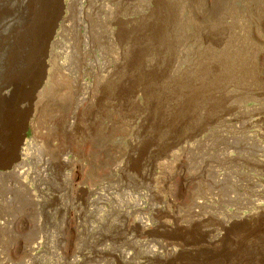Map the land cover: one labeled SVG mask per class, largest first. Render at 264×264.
Here are the masks:
<instances>
[{"label": "rangeland", "instance_id": "rangeland-1", "mask_svg": "<svg viewBox=\"0 0 264 264\" xmlns=\"http://www.w3.org/2000/svg\"><path fill=\"white\" fill-rule=\"evenodd\" d=\"M50 1L0 0V164L11 162L8 168L0 169V264H181L185 253L170 262L156 246V241L171 233L158 228L164 218L152 210L159 203L147 199L148 190L141 175L145 169L143 164L154 163L156 158L166 154L164 152L173 153L179 149L175 142L180 135L182 139L186 138L189 150L184 152L186 156L183 154L180 162L176 155L169 157L171 161L168 160L166 168L174 162L172 164H182L180 167L186 173H192L199 165L206 164L205 174L192 186V191L209 192L219 174V196L212 210L254 213L252 226L256 230L264 229V66L262 69L258 64V53L264 52V0H239L235 8L233 5L231 9L226 8L228 17L224 20V11L219 20L221 37L227 33L219 53L225 67V81H229L228 87L222 89L231 94L228 107L232 122L228 126H209L206 117L209 114L201 102L198 109H192L194 113L183 111L181 114L179 109V115L186 116L183 115L186 125L172 136L164 133L153 136L150 132L142 133L143 130L136 135L131 129L112 135L110 107L106 104L109 102V75H115L117 71L114 59L119 54L124 56L122 51L128 46L127 39L119 47L114 43V32L119 26L115 18L127 16L138 23L153 22L156 4L165 0H131L129 5L120 7L116 5L118 0H53L54 5ZM177 1L188 10L185 1L189 0ZM193 6L200 7L199 3ZM191 12L190 17L195 20L193 8ZM63 23L66 25L62 28ZM152 36L147 37V49H150L146 57L153 65L157 54L152 49ZM46 40L48 45L52 42V55L47 48L43 51ZM83 41L90 46L86 52L82 49V45L86 46ZM192 47L199 55L198 61L206 59L205 46L198 36ZM182 49L187 48L183 45ZM191 56H182L181 62L189 61ZM82 60L87 63L85 68ZM59 63L70 64L69 70L61 73ZM78 84H100L95 103L98 109L101 94L104 115H95V126L89 127L87 104L82 110L85 114L80 111L81 117H72L63 126L64 111H70L82 94L89 99L88 90L86 94L79 91L76 95ZM142 100L143 97L138 95L137 102ZM35 104H38L37 109ZM139 106L143 107V104ZM49 118L54 124V136L50 135L53 129ZM24 126L25 134L16 150L15 140ZM219 129L223 133L216 131ZM62 132L66 135V143ZM92 132L96 138L93 145ZM73 134H80L82 138L78 141L84 140V143L79 145L73 139L69 140ZM13 142L15 146H12ZM150 148H154L151 153ZM24 149L29 155H22L25 160L23 179L2 174L13 170L18 163V159L12 158L13 152L20 157V151ZM99 149L103 153L102 160L98 157ZM115 149L122 152L123 160H127L123 164H129L128 175L106 163L105 155ZM178 183L179 179H174L173 188L178 187ZM139 217H144L150 224L148 234L140 235L136 226L129 231L124 229L128 222H135ZM210 227L215 226L211 224ZM190 235L193 240L201 237L197 232ZM143 242L152 245L160 254L147 258V246ZM124 252L132 255L127 263L122 260Z\"/></svg>", "mask_w": 264, "mask_h": 264}, {"label": "bare ground", "instance_id": "bare-ground-1", "mask_svg": "<svg viewBox=\"0 0 264 264\" xmlns=\"http://www.w3.org/2000/svg\"><path fill=\"white\" fill-rule=\"evenodd\" d=\"M237 1L239 0H189V1H185L187 2L188 5V10L186 11L187 8L185 9L183 7L184 5L180 4L177 0L176 1L165 0V1H160L156 4V19H154L153 22L152 20L151 21L149 20L147 24H143L141 22L138 23L136 21L130 20L127 16H122V17L118 16L115 18L116 21H118L117 25L119 26H118V30L114 32L115 33L113 36L114 43L119 47L127 39L128 46L126 49L122 51L124 52V56H120L119 54V56H117L114 59V62L116 64L115 68H117L115 75L113 74L109 75L111 77V79H109V86L107 90L108 91L107 99L109 102L106 104H109L110 107L108 112H109V120L111 123L110 132L112 133V135H120L123 134L125 130L131 129V130H135V134L136 133L140 134V131L143 130L142 133L148 134L150 132L153 134V136L155 135L157 136L158 134H162V133H164L166 136H172L173 134H175V131H178L181 127H183V125H186L184 123L186 121L185 118L186 116L184 114L183 115L185 117L181 115L183 111H185V113L187 114L192 113L193 112L192 109L194 111L195 108L198 109V104H200L201 102L205 104V106H203L204 110L207 112V114H209V116L206 115L207 119H209V126L210 124L215 127L228 126L229 123L232 122L233 118L232 116H230V108L228 107L229 96L231 94H229L230 91L225 93L222 89L223 87L226 88L228 87L229 81H225V77H224L225 67L221 62V55L219 53L221 45L222 43H224L223 39L226 37L227 33L226 35L223 33L222 35L223 38L221 37L219 20L222 14L224 13V11L226 12V14H223L224 20L225 18L228 17L226 8L231 9L232 5L233 8H235ZM116 2H118L116 5L120 7L125 4H126L125 6L129 5L131 0H118ZM51 3L52 5H54L53 0ZM197 3H199L200 7L198 6L192 7V4H197ZM192 8L195 11V15H196L195 20H192L190 17V14L192 13L191 12ZM56 14H58V12ZM65 25L66 24L63 23L61 25L62 28ZM236 26L237 25H235V27ZM227 29L229 30V28ZM50 30L51 27L48 28V32ZM150 34L153 35L152 49L155 50L157 57L160 58L159 59L156 57L155 60L156 63L153 65L148 63L146 57L147 50L150 49L149 47H148L149 49H147L148 45L146 41H147V37ZM195 36H198L201 42L205 46V52L207 53L206 59L204 58L200 61L197 60V57L199 55L195 54L196 50H194L192 47L195 41ZM83 43H85L86 46H88L86 48V46L83 47L82 45V49L86 52V49H88L90 46L85 41H83ZM183 45L186 46L187 48L185 51L182 49ZM189 46L192 48H190ZM46 48L48 50H46ZM44 50L48 51L49 54L52 55L53 54L52 42L51 44L48 45V42L46 40L43 43V51ZM168 50L170 51L167 53ZM190 54L192 56L191 58H189L190 59L189 61L181 62V60L184 58L182 56H189ZM258 54L260 59V63L258 64H260V67L262 68L264 66V52H259ZM201 57L202 56H200V58ZM191 62L194 65H192ZM81 63L84 68L87 66V63L85 61L82 60ZM69 68H70V64H64V63L58 64V70L61 73H64L66 70H69ZM99 85L97 84L96 86L95 85L88 86L81 84L77 85L75 91L76 95H78L79 91H82L84 94H86V90H88L90 92V96L88 99L85 95L82 94L79 98H77V102L75 101L76 104H74V107L70 111L69 110L64 111L65 112L63 118L64 127H65V123L69 122L70 118L74 117L76 119L77 117L80 116V111L82 112V110L86 107V104L89 110V114H86L88 116V120H90L89 127L90 126L92 127L95 124L94 122L95 115L99 117L101 116L102 113L101 94L99 96V102L101 105L99 104L100 106L98 107V109L95 103V98L97 99L98 97L97 89ZM138 95H141L143 97L141 103L137 102ZM184 98H186L185 99L186 102H184L185 101ZM139 104H143V107L139 106ZM35 107L34 108L37 109L38 104L37 105L35 104ZM179 109L181 110L180 115L178 113ZM51 118H49V121L51 128L53 130L50 135L54 136L55 134L54 126H53L54 124L51 123L52 121ZM190 118L193 117L191 116ZM221 121H224L225 123L222 124ZM16 123H18V121ZM146 127L148 130L146 129ZM68 128L67 131H69ZM216 131L222 132L221 129ZM62 133H63V137L61 135L59 136H61L63 138V141L66 143L67 142L65 140L66 135L64 136V132ZM73 136L72 138L69 137V140L73 139V141H75L74 142L75 144L78 143L80 145V143L81 144L84 143V140L83 142L82 140L81 142L78 141V139L82 138L80 134L78 135L73 134ZM153 136L151 135V138H153ZM192 136L195 135L193 134ZM186 137H188V135H186ZM182 138L183 137L180 135L179 139H177L175 142L179 146V149H177L176 152L173 153L164 152L166 154L165 155L163 154V156L156 158V160H154V163H152V161L150 160H149L150 163L147 164L142 163L145 169L141 175L144 177V181H145L144 186L148 190L147 199L157 200L159 204H155V205L152 204L154 205L152 210L156 214H161L162 217L164 218V219H161L162 217L160 218L162 221L159 220L161 222L158 223L159 224L158 228H162L165 231H170L171 233L170 236H166L165 238H162V240L156 241L157 243L156 246L158 245V248L162 250L166 261H170V262L171 260H174L175 257H177V255H181L185 253L186 257H183L182 259L183 260L182 263L184 264H264V229L256 230L254 228L255 226H252L253 224L252 222L254 220L253 218L255 214L254 213L236 214L235 212H234L235 214H233L231 212H215L214 210H212V207L216 204V201L219 196L218 194L219 191L217 192L218 190L217 188L219 187V186L217 187V185L221 180L219 174L216 175L217 181L215 180L216 179L215 178L213 182V186L210 187L209 192L199 194V193H194L192 191V186L198 183L199 181H201L202 176L205 174L207 169L206 164L199 165L198 170L196 169V171H193L192 173H186V171H184V169L180 167V165L182 166V164H172L174 162L171 163L173 167L169 165L170 168H166L167 166L166 163L169 162L168 160H170L169 157H173L176 155L177 157H179L177 161L180 162V159L182 158L181 156H183L184 152L189 150V145L184 140L186 138L184 139ZM95 139H96L95 134H93L91 136L92 145L95 144ZM19 140L20 137L18 136L17 139L15 140L16 145ZM133 142H131V145H133ZM190 144L192 145L191 142ZM13 145L14 142L12 146ZM101 149H103V147ZM101 149L98 150V154H99L98 157L102 160L104 157ZM153 149L154 148H150L149 153H151ZM118 152L119 151H116L115 149L114 152H110L109 154L107 153V155H105L106 163L111 168H114L116 171L128 175L129 164L127 163L123 164L126 159L123 160L122 152L121 153ZM13 153H12L13 154L12 158L18 159V163L15 164L13 170L4 172L2 174H6L10 176L14 175L19 180H21L23 179V173H24L23 165L25 163V160L22 157V155L23 156L29 155V152H27L25 149L23 151H20V155H21L20 157H17V152H13ZM84 156L87 157L86 154H84ZM184 156L186 155L184 154ZM9 163L7 162V164H0V166L7 167ZM132 164H134V161ZM139 171L141 172L140 169ZM130 174H132V172ZM174 179L177 180L179 179L178 187L177 186L174 187L175 189L173 188ZM117 185H118L117 187H119V184ZM26 189L29 190L28 187ZM117 189L118 188H116V190ZM114 206H116V208H121L119 206L117 207V205ZM133 210L135 211L136 207ZM211 224H213L215 227L211 228L210 227ZM133 226L137 227L140 235L148 234L150 230V224L148 223L147 219H144V217H139V219L135 222L134 221L130 223L128 222L127 228L124 229L126 231H129L132 229ZM195 232L199 233V237L201 236L199 240L190 239L191 237L190 234H194ZM130 234H132V232ZM131 237L133 238V236ZM129 242L132 243L131 241ZM128 244L126 245L128 246ZM142 244H145L147 246L146 242H143ZM151 246H147V250L145 249L147 258H151V256L160 254L156 252L154 247ZM130 247L135 248L134 245H130ZM131 258L132 255H130L128 252H124L122 255V260L126 263L129 262Z\"/></svg>", "mask_w": 264, "mask_h": 264}, {"label": "water", "instance_id": "water-1", "mask_svg": "<svg viewBox=\"0 0 264 264\" xmlns=\"http://www.w3.org/2000/svg\"><path fill=\"white\" fill-rule=\"evenodd\" d=\"M25 126L22 128V130H21V133H20V140L17 142V145H16V150H17V147H18V145H19V143L21 142V139L24 137V134H25ZM9 167V164H8V166L7 167H0V169H5V168H8Z\"/></svg>", "mask_w": 264, "mask_h": 264}]
</instances>
